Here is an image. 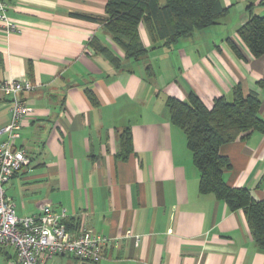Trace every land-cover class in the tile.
Here are the masks:
<instances>
[{
  "label": "crops",
  "instance_id": "crops-1",
  "mask_svg": "<svg viewBox=\"0 0 264 264\" xmlns=\"http://www.w3.org/2000/svg\"><path fill=\"white\" fill-rule=\"evenodd\" d=\"M7 1L17 29L0 21V81L33 86L21 94L32 111L16 140L30 162L7 183V196L19 216L66 211L70 230L110 240L98 263L61 254L45 264H264L244 210L201 191L187 135L167 106L169 96L187 100L195 91L212 107L216 97L232 100L239 85L260 94L264 118V55L238 34L251 15H264V0H222L229 11L219 23L171 46L142 24L148 52L138 60L100 22L73 15L104 17L107 0ZM12 104L0 92V130ZM126 128L132 150L124 157ZM221 153L231 161L227 184L264 199V132ZM0 258L19 264L11 246L0 247Z\"/></svg>",
  "mask_w": 264,
  "mask_h": 264
},
{
  "label": "trees",
  "instance_id": "trees-1",
  "mask_svg": "<svg viewBox=\"0 0 264 264\" xmlns=\"http://www.w3.org/2000/svg\"><path fill=\"white\" fill-rule=\"evenodd\" d=\"M222 0H107L106 16L73 13L77 17L100 22L125 57L138 60L148 52L140 26L144 24L155 42L171 46L193 36L196 31L220 22L228 14ZM238 34L254 56L264 55V15L253 14L238 29ZM119 68L120 58L115 57ZM149 75L155 72L148 66ZM90 95L93 94L90 92ZM172 120L185 131L188 146L200 171V188L224 199L232 209H243L250 231L258 246L264 249V199L257 200L249 189L233 187L224 179L231 167L230 158L221 153V146L244 138L255 131L264 132L260 113L262 99L256 90L244 93L234 88L233 99L222 95L208 107L201 97L191 91L187 100L167 98ZM124 157L132 150V135L126 128L121 136Z\"/></svg>",
  "mask_w": 264,
  "mask_h": 264
},
{
  "label": "built area",
  "instance_id": "built-area-1",
  "mask_svg": "<svg viewBox=\"0 0 264 264\" xmlns=\"http://www.w3.org/2000/svg\"><path fill=\"white\" fill-rule=\"evenodd\" d=\"M7 0H0V21L8 31L17 29L8 15ZM26 80L0 81V92L12 97L11 118L0 133V247H13L19 264H45L48 258L68 254L82 261L98 263L104 255L109 237L94 234L86 228L70 230L63 222L66 211L46 207L38 216H19L6 193L10 179L30 162L26 151L16 145L26 114L32 111L21 94L32 89ZM132 231H128L131 236Z\"/></svg>",
  "mask_w": 264,
  "mask_h": 264
},
{
  "label": "rangeland",
  "instance_id": "rangeland-1",
  "mask_svg": "<svg viewBox=\"0 0 264 264\" xmlns=\"http://www.w3.org/2000/svg\"><path fill=\"white\" fill-rule=\"evenodd\" d=\"M0 264H7L3 258H0Z\"/></svg>",
  "mask_w": 264,
  "mask_h": 264
}]
</instances>
